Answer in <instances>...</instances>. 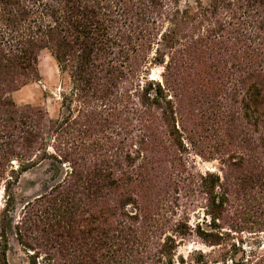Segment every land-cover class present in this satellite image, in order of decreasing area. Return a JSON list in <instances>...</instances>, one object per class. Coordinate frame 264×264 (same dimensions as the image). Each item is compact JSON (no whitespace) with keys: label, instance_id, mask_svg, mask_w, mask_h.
Listing matches in <instances>:
<instances>
[{"label":"trees","instance_id":"1","mask_svg":"<svg viewBox=\"0 0 264 264\" xmlns=\"http://www.w3.org/2000/svg\"><path fill=\"white\" fill-rule=\"evenodd\" d=\"M44 50L57 117L12 96ZM1 190L0 264H264V0H0Z\"/></svg>","mask_w":264,"mask_h":264},{"label":"rangeland","instance_id":"2","mask_svg":"<svg viewBox=\"0 0 264 264\" xmlns=\"http://www.w3.org/2000/svg\"><path fill=\"white\" fill-rule=\"evenodd\" d=\"M206 2L208 0H202ZM195 0H180V5L184 6L186 4H194ZM161 69L159 66H153L151 70L152 78L160 77ZM39 73L40 78L36 81H32L27 85L23 86L19 90L13 93V99L16 103L23 107L27 105L37 106L45 109L51 117H57L61 110V95L64 91L68 90L69 86L66 79L63 78L59 66L48 50L41 52L39 56ZM197 164L202 170L213 169L216 167L217 162H204L201 158L196 157ZM46 178L45 173L40 169L33 172L25 173L22 177L20 187L18 189L19 193L24 195L35 194L43 189V185L38 184L33 186V183ZM3 190L0 191V209L3 207ZM244 248L247 251H260L264 250V234L259 237L250 234L242 235ZM260 244H262L260 246ZM203 250L204 252L213 253L212 257L222 258V253L224 250L219 247H209L205 244L199 243L196 240H190L186 244L180 246L179 253L187 255L191 250ZM238 255V253H236ZM22 253L18 246L11 253V259L14 264H19L21 260ZM213 264H232V261H221L219 263Z\"/></svg>","mask_w":264,"mask_h":264}]
</instances>
